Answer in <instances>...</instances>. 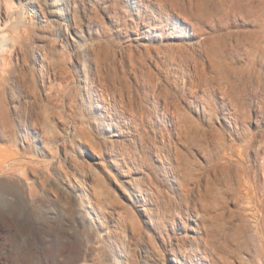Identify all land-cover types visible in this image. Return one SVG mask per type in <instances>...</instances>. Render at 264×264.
I'll return each mask as SVG.
<instances>
[{
	"label": "rangeland",
	"instance_id": "obj_1",
	"mask_svg": "<svg viewBox=\"0 0 264 264\" xmlns=\"http://www.w3.org/2000/svg\"><path fill=\"white\" fill-rule=\"evenodd\" d=\"M264 0H0V264H264Z\"/></svg>",
	"mask_w": 264,
	"mask_h": 264
},
{
	"label": "bare ground",
	"instance_id": "obj_2",
	"mask_svg": "<svg viewBox=\"0 0 264 264\" xmlns=\"http://www.w3.org/2000/svg\"><path fill=\"white\" fill-rule=\"evenodd\" d=\"M264 222V221H263Z\"/></svg>",
	"mask_w": 264,
	"mask_h": 264
}]
</instances>
